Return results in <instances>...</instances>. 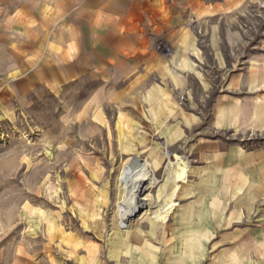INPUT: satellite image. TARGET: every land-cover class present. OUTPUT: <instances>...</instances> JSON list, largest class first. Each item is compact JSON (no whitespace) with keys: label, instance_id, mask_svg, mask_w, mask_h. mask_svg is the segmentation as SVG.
<instances>
[{"label":"rangeland","instance_id":"374dc122","mask_svg":"<svg viewBox=\"0 0 264 264\" xmlns=\"http://www.w3.org/2000/svg\"><path fill=\"white\" fill-rule=\"evenodd\" d=\"M242 1L214 15L211 82L171 100L91 77L21 99L0 70V264H264V0ZM136 157L159 184L126 217ZM168 163L187 179L163 221Z\"/></svg>","mask_w":264,"mask_h":264},{"label":"crops","instance_id":"0c3cea01","mask_svg":"<svg viewBox=\"0 0 264 264\" xmlns=\"http://www.w3.org/2000/svg\"><path fill=\"white\" fill-rule=\"evenodd\" d=\"M242 2L222 0L216 12L196 0H0L1 84L13 83L22 99L91 77L129 82L148 101L171 100L178 87L211 82V54L217 65L225 60L214 15Z\"/></svg>","mask_w":264,"mask_h":264},{"label":"bare ground","instance_id":"6f19581e","mask_svg":"<svg viewBox=\"0 0 264 264\" xmlns=\"http://www.w3.org/2000/svg\"><path fill=\"white\" fill-rule=\"evenodd\" d=\"M183 164H184L185 169H187V160H186L185 156H183ZM149 167H150L149 162H147V160L145 161V160H142L141 158L136 157V158H134L131 165L126 166L124 168V171L122 172L123 173L122 178L125 180V184H126V182L131 180L130 185H129L130 190H129V193L127 195L129 197L128 198L129 207H127V208L124 207L126 217L127 216L130 217L132 215V213L134 212L135 205H136L135 203H137L138 205H141V204L145 205L141 201L142 200L141 196L144 195L148 190H150V187H156L159 184L158 183L159 180L156 178V173L153 172V170H151ZM166 172H167L166 173L167 177L165 179L164 186L168 189V191L166 192V195L165 194L164 195H165V198L167 200L164 202L165 204L161 203V199L159 197L160 195H158L157 196L158 197V200H157L158 203H156V205L152 206V210H153L152 212H153L154 216L156 218H159L160 220H163V221L166 220L168 210L170 209L168 200L170 198H175L176 193H177L178 188H179L178 183L181 182V180L186 181V179H187L186 171L181 172L179 174V173L174 171L173 167L169 166V163L166 167ZM124 186H126V185H124ZM124 205H126V203ZM154 207H159V208L155 209Z\"/></svg>","mask_w":264,"mask_h":264},{"label":"built area","instance_id":"2783aa9c","mask_svg":"<svg viewBox=\"0 0 264 264\" xmlns=\"http://www.w3.org/2000/svg\"><path fill=\"white\" fill-rule=\"evenodd\" d=\"M178 94H179L178 97H179V99H180L181 102H184V101H187L188 100V96L184 92H181L180 91Z\"/></svg>","mask_w":264,"mask_h":264}]
</instances>
